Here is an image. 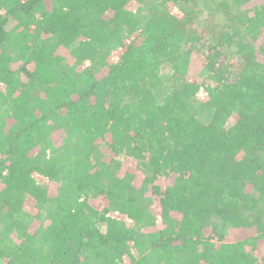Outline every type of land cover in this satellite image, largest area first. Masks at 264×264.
<instances>
[{
    "label": "trees",
    "instance_id": "obj_1",
    "mask_svg": "<svg viewBox=\"0 0 264 264\" xmlns=\"http://www.w3.org/2000/svg\"><path fill=\"white\" fill-rule=\"evenodd\" d=\"M0 264H264V0H0Z\"/></svg>",
    "mask_w": 264,
    "mask_h": 264
},
{
    "label": "rangeland",
    "instance_id": "obj_2",
    "mask_svg": "<svg viewBox=\"0 0 264 264\" xmlns=\"http://www.w3.org/2000/svg\"><path fill=\"white\" fill-rule=\"evenodd\" d=\"M198 65H199V62H196L192 65V70L190 71V75L189 77L191 79H196V76H197V71H198ZM206 117V115L203 113V115L201 114V117Z\"/></svg>",
    "mask_w": 264,
    "mask_h": 264
}]
</instances>
